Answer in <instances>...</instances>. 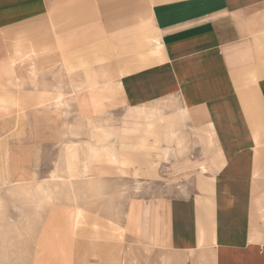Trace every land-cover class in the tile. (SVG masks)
Segmentation results:
<instances>
[{
	"label": "crops",
	"instance_id": "crops-1",
	"mask_svg": "<svg viewBox=\"0 0 264 264\" xmlns=\"http://www.w3.org/2000/svg\"><path fill=\"white\" fill-rule=\"evenodd\" d=\"M0 128L28 264H264V0H0Z\"/></svg>",
	"mask_w": 264,
	"mask_h": 264
},
{
	"label": "rangeland",
	"instance_id": "rangeland-1",
	"mask_svg": "<svg viewBox=\"0 0 264 264\" xmlns=\"http://www.w3.org/2000/svg\"><path fill=\"white\" fill-rule=\"evenodd\" d=\"M129 123L131 125L133 123L129 127H134V122ZM3 132H6V129L0 128V133ZM4 137L6 136H0V264H28L35 235L34 212L38 209V205L46 202L37 200L39 194L36 192L30 193L32 197L30 198L23 187L9 184V170L5 167L6 138ZM131 139L128 138L129 141ZM49 171L44 169L41 173L45 175ZM25 213L32 215L25 218Z\"/></svg>",
	"mask_w": 264,
	"mask_h": 264
}]
</instances>
